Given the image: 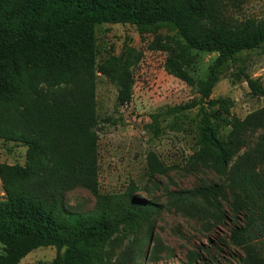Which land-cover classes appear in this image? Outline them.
Wrapping results in <instances>:
<instances>
[{
    "label": "trees",
    "instance_id": "16d2710c",
    "mask_svg": "<svg viewBox=\"0 0 264 264\" xmlns=\"http://www.w3.org/2000/svg\"><path fill=\"white\" fill-rule=\"evenodd\" d=\"M264 2V0H262ZM242 0H0V138L27 147L25 165L0 164V243L11 262L53 246L63 256L50 264H105L106 246L120 232H135L158 209L129 194L124 203L75 211L65 194L84 187L97 194L96 70L93 30L103 23L134 25L138 32L166 27L175 43L161 42L166 71L195 86L198 106L192 159L213 167L218 183L176 191L186 211L215 222L242 221L232 235L248 252L259 247L264 264V138L242 154L250 116L231 113L233 100L211 98L218 69L242 51L264 54V13L237 17ZM216 52L204 77L188 72L193 51ZM127 57L111 62L117 103L130 102L134 73ZM233 80L264 98L260 76L235 64ZM37 82L48 84L50 94ZM71 84V87H67ZM219 110H217V109ZM264 112V109L262 110ZM220 124L229 127L225 137ZM223 203L228 204V210ZM260 244V245H259ZM198 250L179 264H196ZM240 264H252L248 258Z\"/></svg>",
    "mask_w": 264,
    "mask_h": 264
},
{
    "label": "rangeland",
    "instance_id": "374dc122",
    "mask_svg": "<svg viewBox=\"0 0 264 264\" xmlns=\"http://www.w3.org/2000/svg\"><path fill=\"white\" fill-rule=\"evenodd\" d=\"M262 13V0H242L240 9L234 12L239 18ZM176 40L175 31L162 26L143 33L131 24L95 26L92 52L96 70L97 194L74 187L65 194L64 204L75 211H93L101 204L113 207L124 203L129 194L158 204V209L143 219L138 230L112 237L106 246L105 264H179L193 250L201 254L196 264H240L245 258L252 264H260L263 256L260 248L248 252L232 235L242 221L215 222L186 211L175 199L176 191L222 180L213 167L192 159L198 106L165 113L198 98L195 86L168 73L164 67L167 53L158 44ZM122 52L134 73L133 95L123 106L117 103L111 66ZM216 55L194 50L188 72L194 79L204 77ZM235 64L244 66L252 76L261 72L264 85V54L242 51L236 55L235 63L227 59L218 69V79L210 94L211 98L233 100L232 114L240 118L250 116L236 158L264 138V98L252 96L244 81L233 80ZM39 88L47 94L52 90L44 82L35 84V89ZM228 131V126L219 125L221 137ZM26 160L25 145L0 138V164L25 165ZM4 196L0 180V199ZM223 206L228 210V204ZM63 252L53 246H42L11 262L3 257L5 251L0 243V264H50L61 258Z\"/></svg>",
    "mask_w": 264,
    "mask_h": 264
},
{
    "label": "crops",
    "instance_id": "0c3cea01",
    "mask_svg": "<svg viewBox=\"0 0 264 264\" xmlns=\"http://www.w3.org/2000/svg\"><path fill=\"white\" fill-rule=\"evenodd\" d=\"M262 69H263V68H262ZM261 74H262L261 72H258V74H257V75H258V76H260Z\"/></svg>",
    "mask_w": 264,
    "mask_h": 264
}]
</instances>
